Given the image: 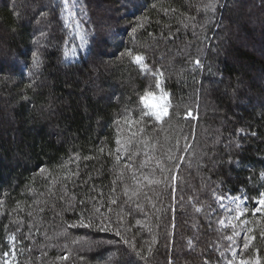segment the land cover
<instances>
[{"label": "trees", "instance_id": "trees-1", "mask_svg": "<svg viewBox=\"0 0 264 264\" xmlns=\"http://www.w3.org/2000/svg\"><path fill=\"white\" fill-rule=\"evenodd\" d=\"M33 1L0 2V264H264V0Z\"/></svg>", "mask_w": 264, "mask_h": 264}, {"label": "snow or ice", "instance_id": "snow-or-ice-1", "mask_svg": "<svg viewBox=\"0 0 264 264\" xmlns=\"http://www.w3.org/2000/svg\"><path fill=\"white\" fill-rule=\"evenodd\" d=\"M65 5L69 4V0H63ZM133 31H135V29H133ZM43 35V33H42ZM128 56H130L132 58V60L140 66V68L142 70H147L148 66L146 63H144V57L142 55H134L132 53L131 50H128L126 53ZM122 55H124V53H122ZM68 57V54L65 53V58ZM33 61L36 67H39V57L36 56L35 54L33 55ZM197 64H199V61H196ZM156 73H153V76H155ZM161 77L163 76V73L159 74ZM160 81H157L155 84V87L160 88ZM160 91L162 93V95L159 97L161 103L159 105H152V106H148L145 105V107H149L150 110L147 112H142L140 115V120L143 121L145 116L148 117H154L155 120L157 121H161L163 122L164 118L167 117L169 115V108L171 107L170 101L168 99V94L164 92L163 88H160ZM148 95H154V93L149 92ZM188 116H192V113L189 112ZM193 119H196V117L193 116ZM241 132H243V130H241ZM253 135H255V133H253ZM117 143L119 144L120 141L117 140ZM117 151H119V149H117ZM41 171H44L43 169H41ZM262 178H264V173L261 174ZM173 179H175V177H173ZM154 183H159V181H153ZM220 199L222 200L223 197H220ZM233 201H240L239 197H234ZM115 202V201H113ZM243 203V201H240V203H237V211L239 212V215L242 216L244 215V212L247 211V208H241V204ZM255 204L258 205L257 207H255L252 211L253 214L257 213V212H261L262 210H264V192H261L259 194V197L255 200ZM199 211V209H198ZM229 211H231V209H229ZM220 223H223V221H220ZM76 224H73L72 227H76ZM79 226L81 227H99L100 231H108L109 229L103 225L102 223L100 225H95L93 224L91 218H89L87 220V222L85 221V219L83 218V216L81 217L80 221H79ZM117 235H119V233H117ZM236 235H239V233H236ZM262 235H264V233H262ZM14 239V238H13ZM229 240L232 239V237H228ZM250 240H254L255 237L252 236L249 238ZM125 243H128V241H125ZM244 247L247 248L248 247V243L245 242ZM233 255L235 256V253H233ZM66 258V257H65ZM7 264V262H6ZM229 264H232V262L230 261ZM239 264H261L260 260L257 258L254 262L253 261H249L246 259H241L239 261Z\"/></svg>", "mask_w": 264, "mask_h": 264}, {"label": "rangeland", "instance_id": "rangeland-1", "mask_svg": "<svg viewBox=\"0 0 264 264\" xmlns=\"http://www.w3.org/2000/svg\"><path fill=\"white\" fill-rule=\"evenodd\" d=\"M1 1H2V0H0V2H1ZM39 1H40V0H35V1H33V3H31V4H26L24 8H21V11H19V13H17V15L19 16V19H20L22 22L27 23V21H26L27 16L30 15L31 12H33L34 9H36V8H38V6H40ZM133 1H134V0H133ZM40 2H41V1H40ZM129 4H130V3H129ZM94 7H95V8L99 7V8L102 9L103 4L100 2V0H96V3H95V5H94ZM69 10H70V9H69ZM107 13H108V12H107ZM34 27H35V26H34ZM34 29H35V28H34ZM8 36H9V35H8L7 32H5L4 30H1V29H0V44H2V43H1V40L7 39ZM45 42H46V41H45ZM42 44H44V41H43ZM8 62H9V61H8ZM11 62H12V61H11ZM161 95H162L161 91H160L157 95H155V96L149 101L150 106H152V105H159V104L161 103V101H160V99H159V97H160ZM237 203H238V202H237ZM237 203H232V202H231V206H232V204H233V206H237ZM239 203H240V202H239ZM244 205H245V203L243 202V203L241 204V208H242V209L244 208ZM6 262H7V264H10V258H7V257H6V260L4 261V264H6ZM229 262H230V261H227V263H225V264H229ZM231 262H232V264H234V260H232Z\"/></svg>", "mask_w": 264, "mask_h": 264}, {"label": "bare ground", "instance_id": "bare-ground-1", "mask_svg": "<svg viewBox=\"0 0 264 264\" xmlns=\"http://www.w3.org/2000/svg\"><path fill=\"white\" fill-rule=\"evenodd\" d=\"M74 49V44H72L71 46H70V49L69 50H73ZM70 55H72L70 52H68V57L67 58H70Z\"/></svg>", "mask_w": 264, "mask_h": 264}]
</instances>
